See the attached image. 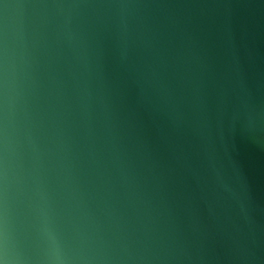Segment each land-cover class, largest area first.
Instances as JSON below:
<instances>
[{
    "label": "water",
    "instance_id": "1",
    "mask_svg": "<svg viewBox=\"0 0 264 264\" xmlns=\"http://www.w3.org/2000/svg\"><path fill=\"white\" fill-rule=\"evenodd\" d=\"M0 264H264V0H0Z\"/></svg>",
    "mask_w": 264,
    "mask_h": 264
}]
</instances>
